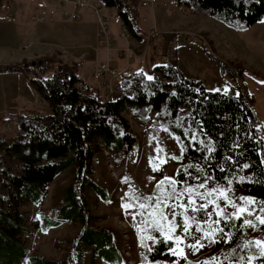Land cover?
<instances>
[{
    "label": "trees",
    "instance_id": "16d2710c",
    "mask_svg": "<svg viewBox=\"0 0 264 264\" xmlns=\"http://www.w3.org/2000/svg\"><path fill=\"white\" fill-rule=\"evenodd\" d=\"M98 1L116 10L131 40L141 41V0ZM173 1L192 15L211 18L235 31L264 20V0ZM216 62L234 82L235 71ZM47 64H0V75L21 76L50 110L49 114L15 115V135L0 139V264H86L87 256L90 264H125L111 230L93 227L96 218L83 201L85 188L107 200V193L90 178L91 159L101 147L108 150L104 141L112 136V124L121 126L124 149H131L135 135L123 116L131 109L143 111L140 118L135 113L133 117L145 128L152 123L154 135L163 124L184 139L176 169V180L182 187L195 183H204L207 188L230 185L246 202L253 201L247 203L248 209L258 210L264 218V125L243 92L236 93L232 86L225 92L208 91L201 81L186 77L177 65L170 69L160 64L153 69L151 79L137 72L121 81L129 96L104 102L97 87L77 88L76 84L83 81L75 67L58 66L41 79L39 74L46 73ZM183 128L195 139L184 138ZM70 166L74 167L73 180L58 206L48 214L40 209L32 215L22 211L25 205L40 207L56 176ZM128 190L126 199L138 212L141 226L149 227L146 216L150 197L136 193L132 184ZM240 217L229 221L221 218L220 227L230 241L215 264H264V235L260 244L243 241L245 220L253 224L256 234L264 230V224L245 211ZM29 222L41 232L68 222L79 224L80 231L68 242L66 255L55 261L29 255L22 242ZM145 233L138 237L136 264H213L177 258L172 255V240L162 237L156 228Z\"/></svg>",
    "mask_w": 264,
    "mask_h": 264
},
{
    "label": "rangeland",
    "instance_id": "374dc122",
    "mask_svg": "<svg viewBox=\"0 0 264 264\" xmlns=\"http://www.w3.org/2000/svg\"><path fill=\"white\" fill-rule=\"evenodd\" d=\"M142 1L144 0H141L138 6L142 38L140 44L146 46V53L142 58H138L133 48L130 50L132 54L125 52L127 44H130L131 48V45H137V41H127L123 36V25L114 8H106L101 4L98 14L78 9L76 13L79 17L72 18L69 13L71 8L62 5L61 0H0V64H19L24 59L36 66L41 61L47 62L45 74H39L40 69H37L41 79L57 70L58 66L75 67L78 76L92 85L89 87H97L100 90L104 101L107 95L105 85L93 77L97 65L108 63L114 68L113 64H129L131 70H141L149 78L153 75V69L161 64L166 49L172 50L174 47L173 53L177 52L174 58L175 66L178 62L186 77L201 81L205 89L212 92H225L230 86H234L236 93L241 91L249 98L255 116L259 123L264 125V20L248 29L235 31L211 18L192 15L188 8L175 4L173 0H155L153 6L148 8L140 6ZM186 14L192 15L188 19L191 22L188 23L190 33H162L159 30L156 20H160V15H164V20H173ZM7 17L13 20H7ZM35 17H42L44 21H35ZM102 17L108 20L106 32L111 40L110 48L103 43L107 34L100 36L104 33L99 21ZM143 17L147 18V22L142 20ZM155 27L158 35L155 38L149 37L150 30ZM158 38L162 39L159 47ZM116 47L122 48L117 50L118 59L114 52ZM213 58L235 71L234 82L222 73ZM95 59L98 62L92 66ZM19 77L15 74L0 75V139L12 138L16 133L15 126H12L11 130L7 128L8 116L50 112L48 105L40 99L38 103H34L35 94L28 83ZM24 87L30 89L28 95L22 92ZM117 97L120 95L112 94L110 99ZM134 113L137 118L144 114L141 110L135 112V109L123 114L135 135L131 149H124L121 126L112 124V136L104 141L109 151L101 147L91 159L90 178L108 197L107 200H102L92 191L84 189V206L96 218L92 223L93 227L111 230L125 264H136L140 235L156 228L162 237L166 238L170 222L175 224V230L166 239L174 243L172 255L184 261L218 263L230 238L226 232L219 231L222 217L215 215L216 206L223 209L224 215H233L237 213L238 208L243 207L248 215L251 213L249 217H263L258 210L248 209L245 199L230 185L207 188L204 183H195L182 187L176 180V169L182 155L184 139L163 124H160L158 134L154 135L152 123L146 128L140 126L133 117ZM148 117L153 119V114ZM182 136L189 141L195 139L185 128ZM73 175L74 167L70 166L56 176L40 207L25 205L21 208L22 211L32 215L40 209L48 214L52 208L59 205L65 190L72 183ZM131 184L135 186L136 193H145L151 199L149 214L146 216L149 219V227L141 226L136 209L132 206L127 209L123 207L130 205L126 196ZM201 184L204 187H200ZM188 188L193 189L192 198L197 206L207 202L200 199V195L207 197L208 192L213 195L207 197V200L214 203L209 204L207 210L193 212L189 207L188 211H185L184 205L188 200L185 190ZM220 192H224L227 201L235 207L225 206V198L220 197ZM179 193L184 195L179 196ZM158 200L169 207H163V204L157 207ZM161 214L167 219L162 220ZM193 216L196 219L190 220L189 235L184 232L183 225L186 217ZM218 219L219 224L213 223ZM197 227L202 231H196ZM25 228L27 232L22 237V242L29 249V255L55 261L66 255L68 242L80 231L79 224L69 222L48 232L39 231L32 222L25 225ZM244 231V242L259 241L264 235V230L256 234L252 223L245 224ZM190 245H196L197 250L193 252ZM174 252L176 254H173ZM86 264H90L88 256Z\"/></svg>",
    "mask_w": 264,
    "mask_h": 264
},
{
    "label": "built area",
    "instance_id": "2783aa9c",
    "mask_svg": "<svg viewBox=\"0 0 264 264\" xmlns=\"http://www.w3.org/2000/svg\"><path fill=\"white\" fill-rule=\"evenodd\" d=\"M154 1L155 0H147V1L144 0L141 2L140 6L142 8L152 7ZM61 4L65 6H69L71 8V11L69 13H71L72 18L79 17V15L76 13L78 9H84L87 12L98 14L101 8V2L98 0H61ZM65 14H68V13H65ZM6 19L13 20L12 18H9V17H7ZM142 20L144 22H147V18L145 17H143ZM35 21L43 22L44 19L42 17H35ZM99 21L104 31V33L100 34V36L104 37V35L107 34L106 24L108 20L106 17H102V18H99ZM122 34L124 37H126L127 41L131 40L129 34L125 31L124 26H122ZM157 35H158L157 27L150 30L149 37L155 38ZM108 36L109 35L107 34L105 37L106 38L105 42L103 43H106L107 48H110L111 40H109ZM127 46L128 48L125 49V52L131 53L130 50L132 48H130V44H127ZM173 52H175L174 47L172 50H168L167 48L164 55H162L161 64L164 67L171 68V69L175 67L174 58H175L176 53H173ZM93 77L96 78L97 80H100L105 85L107 95H106V98H104V102H110V96L112 94L129 96V91L122 89L121 81L128 79V78H133L131 72L119 73L115 68L110 67L108 63L106 65L99 64L97 65L95 69V73ZM76 85L79 90H82L84 88V84L81 81H79ZM35 96H36V100H34V102L38 103L39 97L37 94H35ZM8 122L9 123H8L7 128L11 130L12 126L17 124V119L15 116H8Z\"/></svg>",
    "mask_w": 264,
    "mask_h": 264
},
{
    "label": "snow or ice",
    "instance_id": "6c2138e0",
    "mask_svg": "<svg viewBox=\"0 0 264 264\" xmlns=\"http://www.w3.org/2000/svg\"><path fill=\"white\" fill-rule=\"evenodd\" d=\"M149 79H151V77H149ZM200 187H204V185L201 184ZM173 191L175 192V189H173ZM185 191L188 193L187 204L184 205L185 211H188V208H189V207H191V210H192L193 212H199V211H202V210H207L208 205L214 203L212 200H207V197H211V196L213 195L212 192H208V193H207V197H205L204 195H200V199H202V200H206L207 202H206V203H203V204H200L199 206H197V205H196V201L192 198V192H193V189L188 188V189H186ZM178 195H179V196H183L184 193H179ZM220 197L225 198V201H226V205H225V206H229V205H231V206L235 207V205H232L230 201H227L226 194H225L224 192H220ZM218 198H219V197H218ZM246 203L251 204V203H253V201H247ZM162 204H163L162 201H159V200L157 201V207H159V206L162 205ZM130 206H131V205H123V207H125L126 209H127L128 207H130ZM144 207H145V205H143V204L140 205V208L143 209ZM163 207H169V205H167V204H163ZM174 208H175V206H173V215L175 216L176 213H175ZM244 211H245V208L240 207V208H238L237 213H235V214H233V215H229V216H227V217H224V212H223V209H222V208H220V207L217 205L216 208L214 209L215 215H217L218 217H222V218H224L225 221H229V220H231V219H233V218H235V219H240V218H241V217H240V214L243 213ZM250 214H251V213L249 212V215H250ZM160 218H161L162 220H166V219H167V217H166V216H163V214H161ZM210 218H211V217H210ZM195 219H196L195 216H193V217H191V218H187V217L185 218L184 225H183V230H184V232H185L186 234L191 235V233H189V227L191 226V225H190V220H191V221H194ZM258 219H259V221H260L261 224H264V218H260V217H258ZM213 223L219 224V223H220V220L218 219V220H216V221H213ZM244 223H245L246 225H247V224H250V222L247 221V220H245ZM174 230H175V224L170 222V224H169V233L166 234V238H169L170 233L173 232ZM196 231H202V229L199 228V227H197ZM213 231H215V230H213ZM219 231L222 232L223 229H219ZM205 236L207 237V234H205ZM177 242H179V240H178ZM212 242H215V241H212ZM256 243H257V244H260L261 242H260V241H256ZM190 247L193 249V252H195V251L197 250L196 245H190ZM173 254H176V253L174 252ZM177 264H178V262H177Z\"/></svg>",
    "mask_w": 264,
    "mask_h": 264
},
{
    "label": "crops",
    "instance_id": "0c3cea01",
    "mask_svg": "<svg viewBox=\"0 0 264 264\" xmlns=\"http://www.w3.org/2000/svg\"><path fill=\"white\" fill-rule=\"evenodd\" d=\"M154 13V12H153ZM152 13V14H153ZM192 16L190 14H186V15H181V16H177L175 17L173 20H164V15H160L159 18L160 20H156V23H157V26L159 28V30L162 32V33H167V32H174V31H179V32H186V33H190V30H189V24L188 23H191L188 19L189 17ZM181 21V22H179ZM183 21V22H182ZM198 34V33H197ZM158 47L161 45L162 43V39L161 38H158ZM141 42V41H140ZM140 42H137V45H131V48H133V52L135 53V55L138 57V58H142L145 53H146V46L145 45H142L140 44ZM119 49H122L120 47H116L114 49V52H115V57L118 59V52L117 50ZM177 53V52H176ZM30 55V54H28ZM120 59V58H119ZM114 60V58H113ZM177 60V59H176ZM23 61H29V60H23ZM22 61V62H23ZM98 62L97 59L94 60L92 66H94V63ZM131 62V61H130ZM114 68H116L118 70L119 73H127V72H132V74L134 73H137V72H142L141 70H131L129 64H125V65H119V66H115L114 64L112 65ZM177 67L179 68L180 70V66H179V63L177 62ZM181 71V70H180ZM21 77V76H20ZM19 77V78H20ZM17 78V77H15ZM83 79V78H82ZM83 82L85 83V85H88V86H92L91 84H88L87 82L84 81L83 79ZM27 84V83H26ZM28 85V84H27ZM22 92L26 95L29 94L30 92V89L24 87V89L22 90ZM32 92L35 94V92L32 90Z\"/></svg>",
    "mask_w": 264,
    "mask_h": 264
},
{
    "label": "bare ground",
    "instance_id": "6f19581e",
    "mask_svg": "<svg viewBox=\"0 0 264 264\" xmlns=\"http://www.w3.org/2000/svg\"><path fill=\"white\" fill-rule=\"evenodd\" d=\"M117 95H119V94H117ZM111 97V96H110ZM120 97H117L116 99H110V101H115V100H117V99H119Z\"/></svg>",
    "mask_w": 264,
    "mask_h": 264
}]
</instances>
